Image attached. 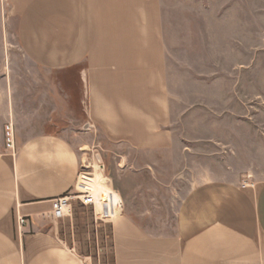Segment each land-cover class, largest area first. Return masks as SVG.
Returning <instances> with one entry per match:
<instances>
[{"label":"crops","instance_id":"0c3cea01","mask_svg":"<svg viewBox=\"0 0 264 264\" xmlns=\"http://www.w3.org/2000/svg\"><path fill=\"white\" fill-rule=\"evenodd\" d=\"M223 2L235 169L190 167L187 188L173 177L172 235L153 234L123 202L118 210L111 187L113 264H264V121L254 106L264 72L252 69L248 1ZM165 57L160 0H0V264H88L60 239L51 200L73 191L81 134L94 128L127 148L178 151ZM24 78L37 85L27 100L14 83ZM9 121L14 153L3 141Z\"/></svg>","mask_w":264,"mask_h":264},{"label":"rangeland","instance_id":"374dc122","mask_svg":"<svg viewBox=\"0 0 264 264\" xmlns=\"http://www.w3.org/2000/svg\"><path fill=\"white\" fill-rule=\"evenodd\" d=\"M247 1L252 69L254 73H261L264 72V0ZM160 2L171 98L169 127L178 138V151L171 155L164 149L144 151L136 147L127 148L107 140L99 129L94 128L89 135L81 134V147L85 148L79 151V156L82 160L86 157L88 161L93 157L94 163L100 159L104 176L109 178L103 185L118 191L123 206L144 217L152 226L153 234L172 235L176 223L173 207L178 203L168 198L170 188L166 185L178 175L180 181L174 183L187 188L184 175L190 167L211 171L215 176L221 175L225 169H235L232 136L235 115L231 113L232 99L228 88L225 2ZM11 49L15 57L22 58L16 47ZM13 68L23 73L26 71L22 64H13ZM214 75L222 77L223 96L214 92ZM14 83L15 89H19L21 97L26 100L30 92L28 88L37 86L29 78L15 80ZM257 92L260 95H255V117L264 121V97L260 90L255 89ZM221 107H224L222 113ZM219 137H224L225 145H219ZM96 155L99 158H95ZM57 225L60 239L85 257L88 264H113L110 224L97 219L91 205L76 202L71 217L61 219Z\"/></svg>","mask_w":264,"mask_h":264},{"label":"built area","instance_id":"2783aa9c","mask_svg":"<svg viewBox=\"0 0 264 264\" xmlns=\"http://www.w3.org/2000/svg\"><path fill=\"white\" fill-rule=\"evenodd\" d=\"M3 131V141L5 144V150L14 153L15 151V128L11 121L5 123ZM95 158H99L97 155ZM100 160V159H99ZM96 159L93 162V157L91 160H80L78 167V172L75 179L74 189L72 192L60 196L51 200V212L49 218L52 223H57L64 218H70L72 214L73 207L76 202H80L84 206H92L93 215L101 221L106 222V220L111 217V206L107 201H102L100 197L94 192L93 187L89 185V181L94 177L95 173L101 174L105 180L106 184L107 178L104 176L105 170L101 161ZM94 164H93V163ZM118 210L121 209L122 200L117 201L115 204ZM27 223L26 217L18 216L16 217V224L18 227H22Z\"/></svg>","mask_w":264,"mask_h":264},{"label":"bare ground","instance_id":"6f19581e","mask_svg":"<svg viewBox=\"0 0 264 264\" xmlns=\"http://www.w3.org/2000/svg\"><path fill=\"white\" fill-rule=\"evenodd\" d=\"M86 161V157L83 158ZM103 177L101 174L96 173L95 176L89 181V185L93 187L94 192L100 197L102 201H107L106 199H111L115 194L111 192V190L106 186L103 185ZM115 199L116 196H115Z\"/></svg>","mask_w":264,"mask_h":264}]
</instances>
